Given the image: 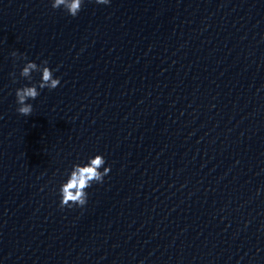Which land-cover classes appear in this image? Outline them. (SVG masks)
Returning a JSON list of instances; mask_svg holds the SVG:
<instances>
[{"label": "water", "instance_id": "1", "mask_svg": "<svg viewBox=\"0 0 264 264\" xmlns=\"http://www.w3.org/2000/svg\"><path fill=\"white\" fill-rule=\"evenodd\" d=\"M263 24L264 0H82L75 17L0 0V264H183ZM45 60L60 84L23 116L15 90L40 73L19 72ZM96 155L103 182L60 208L73 164Z\"/></svg>", "mask_w": 264, "mask_h": 264}, {"label": "clouds", "instance_id": "2", "mask_svg": "<svg viewBox=\"0 0 264 264\" xmlns=\"http://www.w3.org/2000/svg\"><path fill=\"white\" fill-rule=\"evenodd\" d=\"M97 4H108L109 0H95ZM82 0H51V7L53 9L63 8L67 14L75 17L81 9ZM13 57L17 56L16 52H12ZM22 59H26L21 54ZM47 61H41L40 65L35 62L28 61L24 64L19 72V76L29 81L32 80V73L39 72L40 80L38 83H33L30 86H22L15 90L16 103L18 105L16 111L23 115L29 116L32 113V105L27 103L28 100H34L40 93L38 89L48 88L49 90L55 89L59 86V78L53 77V70L47 67ZM13 82L15 83V73ZM105 160L103 156L96 155L88 159L87 163L73 164L70 173L65 182L59 187L60 202L59 207L71 208L73 205L82 207L87 202L86 189L92 183H102L103 177L110 171L109 167H104ZM103 168V171L100 169Z\"/></svg>", "mask_w": 264, "mask_h": 264}]
</instances>
